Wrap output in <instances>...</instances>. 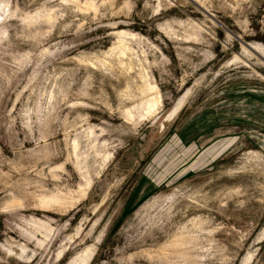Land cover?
Returning <instances> with one entry per match:
<instances>
[{"label": "rangeland", "instance_id": "rangeland-1", "mask_svg": "<svg viewBox=\"0 0 264 264\" xmlns=\"http://www.w3.org/2000/svg\"><path fill=\"white\" fill-rule=\"evenodd\" d=\"M246 43L264 0H0V264H264Z\"/></svg>", "mask_w": 264, "mask_h": 264}, {"label": "crops", "instance_id": "crops-1", "mask_svg": "<svg viewBox=\"0 0 264 264\" xmlns=\"http://www.w3.org/2000/svg\"><path fill=\"white\" fill-rule=\"evenodd\" d=\"M191 124L194 126L192 118H190V120H188V122L185 123L186 126L191 125ZM208 125H209L208 123L207 124L201 123V125L196 123V125L194 127H195L196 131H198V130L199 131H198L197 135H194V136H196V138L192 139V142H194L196 144H200V142H199L200 140H199L198 136L200 135L201 132L204 131V128H206ZM180 137L182 138L183 141H189L190 140V135L186 136V135L182 134Z\"/></svg>", "mask_w": 264, "mask_h": 264}, {"label": "water", "instance_id": "water-1", "mask_svg": "<svg viewBox=\"0 0 264 264\" xmlns=\"http://www.w3.org/2000/svg\"><path fill=\"white\" fill-rule=\"evenodd\" d=\"M246 45H247V47H248L251 51H253L255 54H257L258 56H260V57L264 60V57H263L261 54H259V53L256 52L255 50H253V48H252V46H251L250 43H246Z\"/></svg>", "mask_w": 264, "mask_h": 264}, {"label": "bare ground", "instance_id": "bare-ground-1", "mask_svg": "<svg viewBox=\"0 0 264 264\" xmlns=\"http://www.w3.org/2000/svg\"><path fill=\"white\" fill-rule=\"evenodd\" d=\"M251 46H252V45H251ZM252 48H253V50H255L254 46H252ZM256 50H257L258 52H260L261 54H263L262 50L257 49V48H256ZM256 50H255V51H256ZM257 51H256V52H257ZM177 110H178V109H177ZM85 258H86V257H85Z\"/></svg>", "mask_w": 264, "mask_h": 264}]
</instances>
